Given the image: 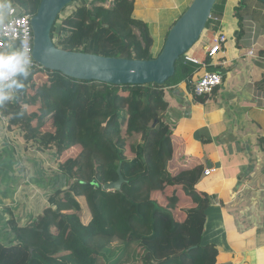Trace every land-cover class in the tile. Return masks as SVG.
<instances>
[{
	"label": "trees",
	"instance_id": "trees-1",
	"mask_svg": "<svg viewBox=\"0 0 264 264\" xmlns=\"http://www.w3.org/2000/svg\"><path fill=\"white\" fill-rule=\"evenodd\" d=\"M108 1L87 2L63 19L60 15L54 44L110 58L155 59L150 28L133 16L137 0L96 5ZM10 2L22 14L35 15L42 0ZM215 10L216 5L212 16ZM236 17L242 27L239 13ZM211 24L209 19L206 29ZM195 71L181 58L174 77L162 86H111L31 70L25 88L0 106V119L28 149L54 154L56 169L69 184L48 197L32 225L20 226L8 215L16 240L0 242V264H217L216 246L203 245L211 203L197 187L205 168L171 171L165 89L182 78L195 81ZM42 73L48 88L36 83ZM119 170L121 189L105 190L120 179Z\"/></svg>",
	"mask_w": 264,
	"mask_h": 264
},
{
	"label": "crops",
	"instance_id": "crops-1",
	"mask_svg": "<svg viewBox=\"0 0 264 264\" xmlns=\"http://www.w3.org/2000/svg\"><path fill=\"white\" fill-rule=\"evenodd\" d=\"M192 1L137 0L133 16L152 23L154 31L160 26L164 42L167 30ZM214 16L220 19L219 25L211 24L190 53L220 72L222 85L211 95L195 97L193 83L206 69L190 64L196 68L195 81L182 78L165 89L166 121L174 149L171 171L198 164L205 168L197 187L211 203L203 245L216 246L217 264H264V3L217 0ZM219 33L227 36V44L218 55L209 57L207 51ZM161 44L155 43V55ZM251 50L257 57L249 55ZM55 161L52 153L28 149L0 119L2 244L16 240L9 214L20 226H30L47 207L48 197L69 184ZM206 171H210L208 176Z\"/></svg>",
	"mask_w": 264,
	"mask_h": 264
},
{
	"label": "water",
	"instance_id": "water-1",
	"mask_svg": "<svg viewBox=\"0 0 264 264\" xmlns=\"http://www.w3.org/2000/svg\"><path fill=\"white\" fill-rule=\"evenodd\" d=\"M76 0H42L32 18L33 58L44 70L69 78L111 86L164 85L174 77L176 63L190 52L206 30L217 0H193L170 29L160 55L149 61L110 58L57 47L52 30L63 11ZM264 3V0H259ZM17 44V43H15ZM156 125V122H155ZM209 165V164H208ZM105 190H120L124 179Z\"/></svg>",
	"mask_w": 264,
	"mask_h": 264
},
{
	"label": "built area",
	"instance_id": "built-area-1",
	"mask_svg": "<svg viewBox=\"0 0 264 264\" xmlns=\"http://www.w3.org/2000/svg\"><path fill=\"white\" fill-rule=\"evenodd\" d=\"M8 2H10V0H8ZM109 2L110 6L106 8H110L112 6L113 0H109ZM12 6L14 11L12 15L8 17V20L11 21V27H8L7 21H4L0 24V33L6 32L7 34L5 46H7V42L9 41H14L15 43H17V45H19L21 40H25L27 42V45L31 49V70L39 72L43 70V68L38 63H36L33 58L34 35L31 22L34 15L22 14L20 8H18L14 4H12ZM210 20H212L213 25L216 23H220V19L216 16L211 15ZM227 41L228 38L225 34L219 33L215 35L212 40L211 47L207 51V56L214 57L218 55L227 44ZM249 55L252 57H257V54L254 50H251L249 52ZM183 60L184 63L195 64L203 69H206L204 74L193 83V94L195 97H204L211 95L218 87L222 85V75L216 72L208 71V64L206 60L201 61L198 58L194 57L190 52L184 55ZM209 174L210 171L205 172L206 176H208Z\"/></svg>",
	"mask_w": 264,
	"mask_h": 264
},
{
	"label": "clouds",
	"instance_id": "clouds-1",
	"mask_svg": "<svg viewBox=\"0 0 264 264\" xmlns=\"http://www.w3.org/2000/svg\"><path fill=\"white\" fill-rule=\"evenodd\" d=\"M13 6L8 0H0V23L7 21L13 13ZM6 32L0 33V106L12 102L15 93L25 88V81L31 74V49L25 40L20 44L14 41L7 42Z\"/></svg>",
	"mask_w": 264,
	"mask_h": 264
},
{
	"label": "rangeland",
	"instance_id": "rangeland-1",
	"mask_svg": "<svg viewBox=\"0 0 264 264\" xmlns=\"http://www.w3.org/2000/svg\"><path fill=\"white\" fill-rule=\"evenodd\" d=\"M92 1H94V0H77L76 2H74V3H72V4H70L64 11H63V13L61 14V19H63V18H65L67 15H69L70 13H72V12H74L75 11V9H77L78 7H80V6H83L84 4H86L87 2H89V4L92 2ZM97 4L96 5H98V6H104V7H108V6H110V2L108 1V2H106V3H98V2H96ZM187 10V9H186ZM185 10V11H186ZM183 15V14H182ZM181 15V16H182ZM180 16V17H181ZM180 17H178V19L180 18ZM177 19V20H178ZM176 20V21H177ZM175 21V22H176ZM153 22H154V20H153ZM148 26L150 27V29L152 30H150L153 34H154V39H155V43H156V45L157 44H161V43H163V45L160 47V50L158 51V53L155 55L154 54V58H157L159 55H160V53H161V51H162V49H163V46H164V43H165V41L163 42V41H161V33H162V31H161V27L160 26H158L157 28H156V31H154V28L152 27V23H150V24H148ZM170 31V29L169 30H167V33ZM136 33H137V35H139V32L138 31H136ZM58 39V38H57ZM166 39V38H165ZM58 47L59 48H61V49H66L67 48V46L65 45V43H59L58 44ZM36 83H37V85H39V86H45L46 88H48V87H50V82L48 81V79H47V77H46V75L44 74V73H42L41 74V79H39V80H37L36 81ZM34 108H29L28 110H29V112L30 111H32ZM52 124H53V122H49L48 123V125H46L45 126V129L46 130H49L51 127H52ZM44 129V130H45Z\"/></svg>",
	"mask_w": 264,
	"mask_h": 264
}]
</instances>
